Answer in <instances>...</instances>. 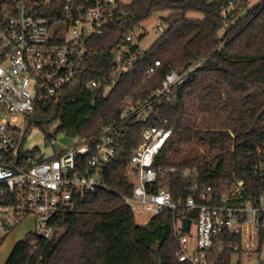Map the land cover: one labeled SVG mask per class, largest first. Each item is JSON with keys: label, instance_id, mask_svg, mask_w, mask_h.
Masks as SVG:
<instances>
[{"label": "built area", "instance_id": "obj_1", "mask_svg": "<svg viewBox=\"0 0 264 264\" xmlns=\"http://www.w3.org/2000/svg\"><path fill=\"white\" fill-rule=\"evenodd\" d=\"M132 1L0 0V245L29 216L34 219L33 233L51 238L52 220L61 206L93 201L99 191L109 189L103 173L119 158L130 124L156 121L142 129L141 142L128 160L133 190L123 198L136 221L147 224L170 212L181 264H242L240 257L234 262L241 254L248 255L246 264H255L250 255L259 252L264 231V191L253 197L245 181L235 179L229 190L220 192L202 179L198 165L160 157L171 135L162 105L175 98L204 60L164 72L161 84L143 98L128 95L123 110L100 121L101 130L92 137H79L78 143L49 157L24 149L29 117L38 104L57 100L66 88L82 82L87 62L96 53L94 38L119 29L111 71L104 81H88L90 90L110 92L147 59L141 22L126 30L125 6ZM237 1L228 0L225 21ZM172 24L162 21L158 29L164 32ZM161 66L160 60L151 62L147 74ZM257 153H264V145ZM177 181L181 187L175 192Z\"/></svg>", "mask_w": 264, "mask_h": 264}, {"label": "trees", "instance_id": "obj_2", "mask_svg": "<svg viewBox=\"0 0 264 264\" xmlns=\"http://www.w3.org/2000/svg\"><path fill=\"white\" fill-rule=\"evenodd\" d=\"M227 2L133 0L125 6L126 30L156 12H167L163 21H173L149 48L139 69L106 94L87 88L88 81H104L111 71L112 50L120 34L119 29H108L93 40L96 53L87 62L82 82L66 88L57 100L41 101L29 117V126L46 131L57 122L55 133L92 137L101 130L100 121L107 122L123 110L128 95L143 98L161 84L164 72L204 60L175 98L162 105L171 135L160 157L198 165L202 179L220 192L242 179L247 193L258 197L264 191V153H257L264 145V0L253 6L249 0H238L225 21ZM190 13L202 17H189ZM155 60L162 66L147 74ZM155 124L131 123L119 158L104 170L109 189L99 191L93 201L61 206L52 220V237L29 232L15 243L5 264H181L171 213L140 224L123 198L133 190L131 150L141 142L142 129ZM46 137L50 141L54 135L47 131ZM180 187L179 181L173 185L175 192ZM260 242L259 251L264 231Z\"/></svg>", "mask_w": 264, "mask_h": 264}, {"label": "rangeland", "instance_id": "obj_3", "mask_svg": "<svg viewBox=\"0 0 264 264\" xmlns=\"http://www.w3.org/2000/svg\"><path fill=\"white\" fill-rule=\"evenodd\" d=\"M123 1L127 3L130 0ZM257 2L258 0H249L250 6L255 5ZM167 16V12H156L141 22L143 28L145 29V36L142 41L145 48H150L157 38L162 34V31L158 29V25H160L163 21V18ZM189 17L201 18L202 15L200 13H190ZM57 125V122H53L46 127V131L37 126H32L23 144L24 149L28 151L38 150L44 156L49 157L54 153L60 152L79 142L78 136L68 135L62 131L55 133ZM47 131L54 135L50 141H48L46 137ZM34 230L35 227L33 216H29L1 243L0 264H4L6 262L15 243L18 240L23 239L27 233L34 232ZM191 233L194 236L196 235L195 224L192 225ZM250 256L254 259L255 264H264V245L259 252L252 253ZM239 257L242 259V264H246L249 258L247 254H241L237 256L235 255L234 262Z\"/></svg>", "mask_w": 264, "mask_h": 264}, {"label": "water", "instance_id": "obj_4", "mask_svg": "<svg viewBox=\"0 0 264 264\" xmlns=\"http://www.w3.org/2000/svg\"><path fill=\"white\" fill-rule=\"evenodd\" d=\"M184 223H185L186 230H188L189 229V224H190L189 219H185Z\"/></svg>", "mask_w": 264, "mask_h": 264}, {"label": "crops", "instance_id": "obj_5", "mask_svg": "<svg viewBox=\"0 0 264 264\" xmlns=\"http://www.w3.org/2000/svg\"><path fill=\"white\" fill-rule=\"evenodd\" d=\"M28 234V233H27ZM19 241V240H18ZM14 247V246H13ZM5 264V263H4Z\"/></svg>", "mask_w": 264, "mask_h": 264}]
</instances>
